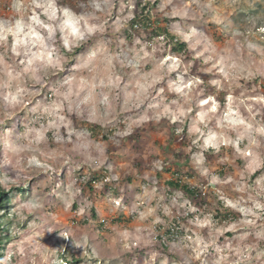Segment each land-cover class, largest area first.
<instances>
[{"label":"rangeland","instance_id":"374dc122","mask_svg":"<svg viewBox=\"0 0 264 264\" xmlns=\"http://www.w3.org/2000/svg\"><path fill=\"white\" fill-rule=\"evenodd\" d=\"M143 4L0 0V264H264V0Z\"/></svg>","mask_w":264,"mask_h":264},{"label":"trees","instance_id":"16d2710c","mask_svg":"<svg viewBox=\"0 0 264 264\" xmlns=\"http://www.w3.org/2000/svg\"><path fill=\"white\" fill-rule=\"evenodd\" d=\"M146 5L143 4V0H135V8H136L135 15L130 21H128L129 26H128L127 31H131V30L132 31H139V30H142V28H144L147 30L148 37L151 40L154 39L155 37L159 36L160 33H163L166 35L165 38H167L166 43L171 45V50L174 53H182L184 50H186V48H187L186 42L179 41L178 39H176V37L173 36V34H171V32L169 31L168 26H165V25L162 26L161 24H157L156 26H153L152 23L150 22V19H148V18H145V19H147V21L149 20L148 22H146V20L143 18L144 13H145V16L146 15L150 16V11L147 10ZM160 20H161V18H158V20H157L158 23ZM162 21H164V20H162ZM83 48H84V46H82L78 51H81ZM95 127H97V126L92 127L93 132L95 131L94 130ZM101 178H102L101 174L96 173L89 179L88 184H90L91 188L93 189L95 186L94 184L96 182H98ZM81 179H83V178L81 177ZM79 181H80V178H79ZM168 184L171 187H174L177 189H182L189 194L200 195V196L202 195V191L200 189H198L196 187L189 186L188 184H185L182 181L177 180V179H173V180L168 181ZM10 193L11 192L0 191V209H1V207H5L6 203L9 201L10 196L8 194H10ZM74 206L77 207V204L75 203ZM229 212L232 213V211H226V213H228V214H226L224 216L230 217L231 214H229ZM134 215L135 214H133V213H131L129 215H125L124 213L123 214L120 213V214H117L116 216H112L111 221L117 222V223L118 222H124V221L130 222L133 220V217H135ZM217 215L219 218L222 217L221 212H218ZM91 217L93 219H99L98 218V210L95 206L92 208ZM107 219H108L107 216L104 218H101L100 219L101 224L105 225V221ZM175 224L177 226H180V223L175 222ZM8 225H9V223L7 221H5L4 215L0 213V247H2L6 243L5 240L9 238V235H8L9 226ZM169 233H171L170 230H169ZM160 235H158V236L160 237L161 245L167 246V241H169V238H168L169 236L168 235H161L160 236ZM66 263H68V262H66Z\"/></svg>","mask_w":264,"mask_h":264},{"label":"built area","instance_id":"2783aa9c","mask_svg":"<svg viewBox=\"0 0 264 264\" xmlns=\"http://www.w3.org/2000/svg\"><path fill=\"white\" fill-rule=\"evenodd\" d=\"M205 193V192H204ZM171 228L169 229L171 231L170 235L172 234H178L179 229H181V226H177L175 223L172 224Z\"/></svg>","mask_w":264,"mask_h":264}]
</instances>
